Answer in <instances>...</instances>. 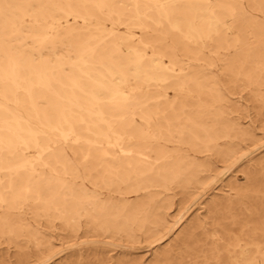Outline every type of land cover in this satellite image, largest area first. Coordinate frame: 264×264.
I'll list each match as a JSON object with an SVG mask.
<instances>
[{"label":"bare ground","instance_id":"6f19581e","mask_svg":"<svg viewBox=\"0 0 264 264\" xmlns=\"http://www.w3.org/2000/svg\"><path fill=\"white\" fill-rule=\"evenodd\" d=\"M263 138L264 0H0V239L50 246L25 214L150 238L170 205L154 197L187 194L197 155L225 163ZM247 163L210 228L150 264H264V153ZM86 251L113 260L109 241Z\"/></svg>","mask_w":264,"mask_h":264},{"label":"rangeland","instance_id":"374dc122","mask_svg":"<svg viewBox=\"0 0 264 264\" xmlns=\"http://www.w3.org/2000/svg\"><path fill=\"white\" fill-rule=\"evenodd\" d=\"M203 53L208 59H213L212 72L221 87L224 88L225 79L221 75L219 62L208 53L207 49H204ZM167 93L172 96L170 90H167ZM252 114L253 110L248 108L247 115L251 117ZM240 120L243 124L248 123L249 118L246 117V111ZM255 126L258 125L255 124ZM255 133L260 135L261 131L256 129ZM243 144L239 153L235 155V159L225 163L217 157H211V160L208 161L204 153L197 155L199 181L196 185L190 186L187 194H182L180 189L174 186V182L160 189L159 194L154 198L170 203V205H165L166 209L164 210L167 223L163 229H159L158 233L150 238H144L139 233H136V237L133 239L121 235L107 240L97 235L84 236L82 224H79L77 232L71 233L56 219L43 217L35 222L25 214L24 223L40 224L39 231L42 235L47 236L51 245L41 244L34 248L33 244L26 241L23 236L10 241L0 239V264H101L105 262L107 255L98 251L94 257L91 251H86V249H91L95 244L100 246L102 241H109L110 247L113 249V252L109 253L113 256V260L104 264H115V259L122 257L123 254L126 255L124 260L127 261V264H150L153 254L160 249L172 247L179 235H183L190 224H200L202 227L208 224L205 228H210L213 203L219 202L224 195L233 193L229 191V188L244 182L242 170L248 165V160L264 153V138L256 140L253 146ZM189 154L193 153L189 151ZM222 225L226 229L231 228L229 224ZM195 234L196 237L193 241L198 240L199 242L203 238L201 230H196ZM186 245L188 250L195 247V244L190 241ZM187 249L180 250L183 256L189 255L190 252Z\"/></svg>","mask_w":264,"mask_h":264}]
</instances>
